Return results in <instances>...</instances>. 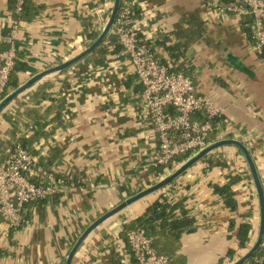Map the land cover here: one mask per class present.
I'll use <instances>...</instances> for the list:
<instances>
[{
  "label": "crops",
  "instance_id": "0c3cea01",
  "mask_svg": "<svg viewBox=\"0 0 264 264\" xmlns=\"http://www.w3.org/2000/svg\"><path fill=\"white\" fill-rule=\"evenodd\" d=\"M216 1L218 7H210L207 0H133V26L170 71L191 78L199 95L225 110L218 140L235 139L249 148L264 188V52L255 48L249 23L253 20L230 9L242 0ZM37 4L39 17L24 23L17 42L28 66L20 74L22 85L88 48L83 32L97 29L101 35L114 0ZM10 18L9 0H0V44ZM118 46L110 35L96 51L45 77L1 112L0 164L15 143L28 140L32 155L73 185L28 205V220L21 228L0 225V264H66L90 225L164 178L147 166L159 145L158 135L143 102V87ZM238 150H216L212 160L226 167L206 172L208 165L200 162L161 192L106 221L83 243L72 264H135L124 227L161 195L170 203L184 200L195 218L196 231L182 238L180 254L186 264H219L223 259L232 264L226 258L231 250L241 258L248 250L239 248L230 221L237 228L252 210L253 245L259 235L260 204ZM231 173L244 177L232 189L234 212L213 188L226 184Z\"/></svg>",
  "mask_w": 264,
  "mask_h": 264
},
{
  "label": "built area",
  "instance_id": "2783aa9c",
  "mask_svg": "<svg viewBox=\"0 0 264 264\" xmlns=\"http://www.w3.org/2000/svg\"><path fill=\"white\" fill-rule=\"evenodd\" d=\"M24 1L17 0L15 14H20ZM121 4L110 35L129 56L143 87V102L159 141L147 166H167L178 157L193 156L212 144L209 143V136L214 131L211 120L222 118L225 110L199 95L191 78L181 72L170 71L159 60L156 48L141 38L133 26V0H121ZM207 4L219 6L216 0H207ZM230 9L253 18L255 48L264 52V0H242V3L231 4ZM23 25L11 13L10 34L3 38V43L10 48L0 53V103L9 95L5 96V92L15 66L17 42ZM197 113L205 114L208 120L194 121L192 118ZM221 140L225 139L221 137ZM72 185L65 177L42 165L20 143H15L6 160L0 164V212L5 223L9 228H20L27 223L24 214L28 205L63 194ZM127 240L135 264H170L166 256L155 251L145 230L129 231ZM252 264H264V255L254 257Z\"/></svg>",
  "mask_w": 264,
  "mask_h": 264
},
{
  "label": "trees",
  "instance_id": "16d2710c",
  "mask_svg": "<svg viewBox=\"0 0 264 264\" xmlns=\"http://www.w3.org/2000/svg\"><path fill=\"white\" fill-rule=\"evenodd\" d=\"M17 0H9V10L12 13V17L20 23L30 24L33 23L39 17L41 9L37 4V0H25L22 11L20 14H15ZM122 4H120V8ZM247 18L252 19L251 16ZM253 36V21L250 20ZM10 34V29L7 30L5 36ZM83 35L87 40V47L91 46L99 36L97 29L92 31H84ZM165 46V45H164ZM119 47V46H118ZM9 46L6 43L0 44V53H4L9 50ZM170 51V48H165ZM163 64L164 62L161 61ZM27 63L25 62V55L18 52L16 53L15 66L13 71L10 74L9 82L5 92V96L11 92L17 90L21 85L20 74L27 70ZM194 121L205 122L208 120L205 114L197 113L192 118ZM214 131L209 136V143L218 141V132L221 131L220 124L222 123V118H216L211 120ZM35 128L33 129V132ZM20 143L25 149H27L31 154L33 151L28 145V140H21ZM242 155V152L238 150ZM34 155V153H33ZM192 155L188 154L186 156L178 157L173 163L167 166H158L155 167L156 174L162 178L167 176L169 171H172L174 168L181 165ZM243 156V155H242ZM244 158V157H243ZM201 163H206L207 170L210 171L215 166L226 167V164L221 162H214L212 160V154L204 158ZM243 176L240 173H231L226 177V184L224 185H214V191L218 194L224 201V205L229 208L232 212L237 210V203L234 199V192L232 191L233 187L238 185L242 180ZM28 207V206H27ZM26 212L24 214L25 221L28 220ZM253 218V212L247 213L244 215V222L235 227L236 223L234 220L230 221V229H236V238L239 243V248L241 250H249L252 243L253 236V224L251 219ZM5 222V219L0 212V225ZM22 227V226H21ZM20 227V228H21ZM19 229V228H18ZM135 229H143L146 231L148 237L152 240L153 248L155 251L162 256H166L170 260V264H186L185 257L181 256L180 250L182 247V238L184 234H191L196 231L195 218L191 216L190 212L185 206L184 200L177 201L175 203H170L163 196H159L145 211V213L136 218L129 224H126L124 227L125 232H129ZM257 255H264V249L260 248L257 252ZM254 257L249 261L253 263ZM226 258L230 263L236 261L240 258V255H237L235 251H229L226 255ZM224 259L219 262V264H224Z\"/></svg>",
  "mask_w": 264,
  "mask_h": 264
},
{
  "label": "water",
  "instance_id": "95a60500",
  "mask_svg": "<svg viewBox=\"0 0 264 264\" xmlns=\"http://www.w3.org/2000/svg\"><path fill=\"white\" fill-rule=\"evenodd\" d=\"M120 4H121V0H114V5H113L109 20L105 28L103 32L101 33V35L98 37V39L91 46H89L81 54L72 58L71 60H68L52 68H48L47 70L35 75L30 80H28L25 84L21 85L17 90L11 92L0 103V114L18 96H20L21 94L29 90L31 87H33L35 84H37L39 81H41L45 77L52 75V74L60 73L62 71L69 69L70 67H72L73 65H75L76 63L84 59L86 56L96 51V49H98L104 43V41L110 36L112 28L114 26V23L116 21V18L120 10ZM227 146H234L238 148L244 155L245 160L247 161V164L249 166L251 175L253 177L256 190H257V194H258V198H259L260 228H259V235H258L257 241L247 251L245 255H243L240 259L232 263V264H247L260 250V248L263 245V241H264V188H263L261 179L259 177L256 164L253 160V157L250 153L249 148L244 143L238 140H235V139H226V140H219V141L213 142L205 149L191 156L189 159H187L185 162L179 165L176 169L174 168L172 172H170L167 176L162 178L160 181H158L153 186L139 192L138 194L132 196L131 198L127 199L126 201H124L123 203H121L120 205L112 209L111 211L104 214L102 217L96 220L92 225H90L86 229V231L80 236V238L77 240L72 250L70 251L66 264L73 263L74 257L76 256L77 252L79 251L83 243L87 240V238L91 235L92 232H94L98 227H100L106 221H108L115 215L119 214L120 212L126 210L133 204L167 188L173 182H175L177 179L183 176L187 171H189L193 166L200 163L204 158H206L207 156H209L216 150L223 148V147H227Z\"/></svg>",
  "mask_w": 264,
  "mask_h": 264
},
{
  "label": "rangeland",
  "instance_id": "374dc122",
  "mask_svg": "<svg viewBox=\"0 0 264 264\" xmlns=\"http://www.w3.org/2000/svg\"><path fill=\"white\" fill-rule=\"evenodd\" d=\"M176 168H177V167H176ZM176 168H175V169H176ZM170 172H172V171H169L168 174H169ZM160 192H161V191H160Z\"/></svg>",
  "mask_w": 264,
  "mask_h": 264
}]
</instances>
